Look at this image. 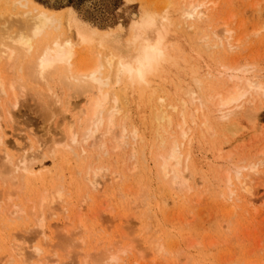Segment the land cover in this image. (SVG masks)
<instances>
[{"label":"rangeland","instance_id":"obj_1","mask_svg":"<svg viewBox=\"0 0 264 264\" xmlns=\"http://www.w3.org/2000/svg\"><path fill=\"white\" fill-rule=\"evenodd\" d=\"M29 1L33 5L36 4L35 6L37 7L52 11L57 16L59 15L58 17L63 23L61 26L63 31L66 32V30L68 29L74 31H88L92 35L94 43L91 45H83L82 48H84V50L82 52H84L85 54L83 55L82 53V56L85 57H87V55L90 57L91 54H93L92 50L94 52L101 50L102 52L106 51L105 53L116 54L126 62L135 64L136 59L133 60V58H137L139 55H141V50H143V48L145 49L146 47L158 44L163 36H166L168 40L170 39L169 41L171 43L173 42L171 40H174L175 38L177 40L180 39L179 41L181 44H179L177 40H174V48L178 53H175L174 49L172 48L173 50H171L170 52V54L172 53L171 56L164 59V62L162 63L163 66L160 65V69L162 70H158L155 75L156 77H154V79L150 81L148 85H141L140 87L139 85L132 84L128 87V89H126V91H128L126 99L128 100H126L125 97L124 99L128 102V105L130 104L131 106H124V111L128 108V111H125V114L128 115L129 112L131 113L129 114V118H125V121L124 118L123 120H120L119 123L121 128H117V134L118 132H122H120L119 130H121L124 125L126 126L125 128L128 130V132L138 130L140 137L137 132V137H139V140L134 139L131 136L135 140L132 141L133 139L129 138L130 135L124 138L125 141L127 139L126 143L129 145H127L126 147L123 146V143L122 147L124 148H122V150L119 149V152H117L118 149H115L114 147L119 144H116V142H119V137L121 136V134H119L120 136L117 139L114 138L115 142L112 138L113 143L111 140L109 144H107L108 137L105 138L106 145L103 148H109L108 150L101 149V146H103V144L101 143L105 144L104 139H101L100 137L99 139H101L102 141L98 142L97 140L99 139L98 137H96V141L98 143L101 142V152L106 155V152L104 153V151H107V155L103 157L100 151L96 150L93 151V153L91 151L92 148L89 149V147H87L89 143H95L94 139L93 141L89 140L88 142H85L87 143L86 147H84V144L82 143L83 145H76L75 148H72L73 154H75L76 157H73L71 154V156L73 157L71 158V162V159L69 157L70 155L66 153L68 151L66 150V145H68V142L70 141L68 139V136L66 137L62 134V132H64L65 135V132L68 130L67 127L69 126V123L67 126L66 121L69 122L70 120L67 113H63L64 115H61L63 108L65 111V107L62 105L60 106L61 109L58 107L59 109L57 110L48 109L47 111L46 108H43L45 107V105L43 106V103L41 104L42 100H39V98H37L33 93L32 95H34V97L30 95L29 92L28 94H26L27 91L24 92V95H21L19 98V102H21V104L18 105L19 108L17 107L13 110L15 117V122H12L13 126H11L12 123L8 126V116H6L5 112L0 113V124L2 125L0 126L2 127L0 128V133L3 135L8 146L7 154L9 153V156H13L12 165L19 164L22 160L21 158L24 157L23 155L26 156V160L29 159V161L32 162V164L27 163L28 169H26L25 171L21 170V173L20 170L18 171V174L16 171H11V176L14 175L13 179L15 178V176L20 175V179H23L21 182L24 183L17 184L15 181H13L14 183H16V185H18L17 187H19L20 185H24L23 188L20 186V192L16 191L17 187L16 189L14 187V189L12 190L13 192L15 190V193L18 192L15 195L16 197H18V200H16V198H13L12 201H14V203L12 201H9L10 203L7 202L8 204L6 203L7 200L5 201L6 198L4 197H8L7 193H5L8 190H4V188L8 187L9 185L3 187L2 189L3 193L6 194V196L2 195L3 193L1 194L0 192V264H39V258L43 255L47 259L44 257L41 258V260L44 259L42 260V262L45 261L44 263L47 262L48 264H55V261H58L59 264H99V262H101L100 264H102L105 263V259L106 257H108L109 253L113 251L117 252L125 248H128V252L127 256L124 258V264H264V103H256L258 98H260L261 96H258L257 100L256 98H254L256 101L251 99L249 103H246L249 106L253 105L251 108L254 110L253 114L256 111L257 114L260 115L258 121L250 120L249 112H246V114H244L246 108H250L246 104L244 105V108H242L241 112L239 111L240 109H233L234 111L236 110L241 113L239 114L240 116H236V118H234V115L236 114L232 115L234 116L232 117V120L235 121L238 126V128L236 127V129H239L238 131H236L234 126V132L236 133H234L235 135L232 133L233 131H228L226 129L229 133L226 132L225 128L224 131L221 130L223 129V127H226V125L230 124L232 126L233 121L230 119V121L227 120L229 122L222 120L226 124L224 126L221 123V120H216L218 116H220L221 119L220 112L216 111L218 113L217 118L216 115H214L216 113L215 110L219 108V106H215L216 104H212L214 108L210 104L207 110H209L208 112L212 113L211 115H209L210 113L206 114L208 115V117H211L210 123L212 124L211 126H215V128L214 126L212 128L215 129L213 130L215 131V134L217 133V136L214 134L215 136L211 135V137H209L210 134L208 135V133H204V136L207 138H203L200 135L203 128L201 122L200 124L202 128L200 127V130L198 128V126L200 125L198 124L199 121H203V119L201 120L199 118V121H195L196 131L194 134L192 132L194 129H192L191 127H194L195 125H191L190 123L192 119L190 120V118H187V124H189L187 126H189L192 130L189 131L190 133L187 134V136H192L191 133H193L194 136L193 139L189 136L186 137L185 140H182L184 139V137L181 139V137L177 134H180V131L175 130L178 128L177 125L181 121V116H178L179 110L177 113L174 112L177 117L173 113L174 117L172 119H174L175 122L178 121V123L176 124L174 120H172V124L174 123L173 125L175 127L173 125L172 127H170L171 125H167L168 127L172 128H169L168 130L166 128L167 126L165 125V128L161 127L162 129H164L162 131H167L166 133L168 135H166V133L164 132L162 133L160 131V127H155L157 122L154 118L155 115H153L154 112L155 114L158 113L157 111L160 106L156 105V102H158L157 104H159V101L157 99L161 97H167L165 100L167 104H173V102L177 104V101L179 102L180 100L178 99L179 97L181 98V100L184 99L185 101H187L189 99L186 95L187 89H189L187 87H195L194 82L196 81L194 80H199V82H201L202 79L204 80L200 83V87L203 90L202 92H205V95L213 93L215 95L217 93L224 94V90L227 89L228 91L233 84L232 81H229V77L224 76L226 73L228 75L230 73L223 71V69L225 70V68H222V66L225 65L229 67L239 68L244 67V65L245 67L248 65L254 67L256 66V68L259 69L256 74L260 75L261 70H263L261 72L260 79H262L264 82V77L262 78V76L264 75V0H207L206 2L208 3L212 2L213 5L215 3L217 4L215 6H211L212 3L208 4V7H206V16L201 19L202 21H200L199 23L195 22L193 24H189V29H191L190 25L192 26V30H188L189 33L185 28L187 27L184 25L185 22H183L182 18H180V14H178L177 12H171L172 10H175L174 7L171 6L169 8V12L163 11L166 5L165 2H168V0ZM170 1L171 3L172 1H174L173 5H177V3L180 2V0ZM17 2L19 3V1L17 0H0V15L3 16L6 14L8 18H11V16L13 18V16L16 14V18L18 15L22 17L21 14H18V10L20 9V12L24 10L20 8V6H18L19 4ZM13 4H15V8L14 6L12 7ZM161 6L163 8H161ZM209 9L211 10V12ZM11 13H13V15H11ZM2 16H0V18ZM20 19L18 17L16 21ZM146 20L148 21L149 25L142 27V23ZM226 26H228L227 29H232L234 31L233 41H235V43L232 41L233 44L231 43V45L233 47L237 45L238 48L236 47V49H229L230 46L228 48L224 47L226 43L224 42V39L227 40L229 38L228 34L224 33L226 30ZM213 30L224 31L223 34H221L222 31L220 34L223 36V38H225H222V40L215 39L216 37H212ZM162 33L164 34L163 36ZM152 34L155 35L152 36ZM203 37H208V40H205ZM235 37L238 39H242L243 41H240L241 43H238L236 42ZM201 38L202 41H200ZM209 39L212 40L210 41ZM168 40L166 43L169 42ZM176 41L177 45L175 43ZM220 43H223L222 48H220ZM212 47H215L216 50ZM80 58L82 57L80 56ZM222 71L223 73H221ZM213 73L216 75H212ZM218 73H221L220 75H222V78L219 77L220 75H218ZM213 76H216L217 78ZM223 76L225 78H223ZM206 77L208 79H206ZM221 79H225L226 81H224L226 83ZM222 81L224 83H222ZM230 82L232 84H230ZM220 85H222L223 87ZM57 86H59V84H56V87ZM216 86L219 87L220 92L216 91L218 90ZM56 87L54 84V91L57 93L58 91L60 92V86L59 88L57 87L58 89H56ZM61 87L63 86L61 85ZM183 87H185L186 91L183 89ZM145 88H148V91L145 90ZM195 88H192L191 90ZM211 88L213 91L211 90ZM181 89H183V91ZM65 90L66 89H64V87L61 90V92H63L65 95L63 93H58L60 95H57L60 98L62 97L61 99H64V96L66 97L72 94L69 96L72 99L74 92L71 91L73 92L71 93L68 89L65 92ZM206 90L208 93L206 92ZM144 93H146V95ZM81 95L77 94V97H73V100L76 99L74 101L80 102L81 106L84 108L85 106H87L86 100L84 99L85 96L82 97ZM74 96L76 95L74 94ZM155 96L158 97L155 98ZM168 98L171 99L172 102H170ZM181 100L178 105L181 103ZM3 101L6 102L7 100H2L1 104L3 103L5 107L3 105L2 106L4 108L11 109L10 104H4ZM126 101L123 100L122 103L126 104ZM261 101L264 102V98H260V100L257 102ZM189 104L190 102L188 103L187 107H190L188 111H190V109L192 111L195 107L197 109V105H199L198 103H196L195 106L193 105L194 107H192V105L189 106ZM47 107H49V104ZM196 109L194 110L196 111ZM39 110H43L41 114ZM49 111H53L54 115H52L53 112L51 114L49 113ZM169 111L172 112V110ZM242 113L246 116H243ZM122 114L120 115V117H123L125 115ZM61 117L65 118V120L66 118H68L69 120L67 119L65 121ZM49 119L51 121H47ZM58 119L61 120L63 124L62 122H59ZM52 120L54 121L52 122ZM80 120L81 122L84 121V116H82ZM211 120H213V122H211ZM218 121H221L220 123L223 127L220 126V123H218ZM58 123H61L60 129L62 131H60V133L62 134V138H64L65 140L68 139V141L66 140L67 143L65 142L66 145L64 143H61L60 145L61 149H65L66 151L61 150L60 153H58V150H60V148L57 149L59 147V143H57V147H55L56 142L53 143V139L57 138L53 137L58 135L56 133L58 130L55 132L57 128L59 129V127H57ZM181 123L182 122H180V124ZM81 124L84 127L85 123L83 122ZM192 124H194V122ZM155 128H157L156 130L158 131H155ZM170 130H172L173 132ZM187 130H189L188 127ZM175 131L176 133H174ZM155 132L157 133V135H159V137L156 136ZM170 132H172V134ZM61 134L58 137L61 138ZM160 134L163 137H160ZM170 134L174 136V138L172 136L173 139L171 138ZM141 137L143 140L141 139ZM156 137L162 138V144L164 142L166 143V145L164 143V147L166 146L165 148L162 144H158L160 140ZM80 138L81 137L79 135V141L82 139ZM187 138H189L190 141H188ZM48 139H51V143L48 142ZM57 139L55 141H57ZM174 139L180 143L184 141L182 144V153L183 156L186 157L187 153L189 152V157L188 155L186 157L187 159H189L187 161L189 162L187 163V165L190 166L188 167L191 169L190 172L192 171L191 174L193 175L190 189L188 191H185L182 195H178L177 190L173 189V186L169 184L170 181L167 179L163 180L164 177L161 178L162 176H160L162 173H159L161 171L159 169V162L161 161L159 157L161 156L159 155L161 152H163L162 154H164V152H168L167 150ZM59 140L61 139H58V141ZM186 140L187 143L185 142ZM43 141L44 143L47 142V145H45L50 149L51 146H49L48 144L50 143L52 145L53 143L54 145L52 146H54L57 151L53 147L55 152H52L51 155H49V148L46 147V150L43 147V150L40 148V146L44 145V143H42ZM136 141H139L138 144ZM98 143L95 144L98 145ZM134 143L136 145L137 152H134V150L132 149ZM69 144H71V142ZM95 144L91 143L90 146ZM78 146L81 147V151L80 147ZM67 147L70 146L68 145ZM77 147L79 148L81 154L83 151L86 155L82 154L80 158V155H78L79 151ZM161 147H163L165 151H163ZM1 148L3 147L1 146ZM37 148L39 149V151L41 149L43 152H38ZM97 148L98 147H95L94 150ZM110 149L114 151H110ZM158 150L160 153L158 152ZM1 151L2 149H0V157H2ZM62 151L64 152V154H61ZM131 151L133 154H130ZM184 151L186 152V154ZM91 152L94 155L99 154V156H97L96 158V156H94ZM34 153L39 155L35 156ZM70 153L72 152L69 151V154ZM88 153L91 154L90 156H93L91 158L88 157ZM134 153L138 154L135 155ZM131 155L137 157L138 161H136L139 164L138 166H136V168L138 167L137 170L134 169V166L137 163H135L136 161L131 157ZM141 155H144V161L147 164V166H145L144 163L145 167H143L142 165L143 161L141 159H143V157ZM39 156H41L42 158ZM58 156L59 158H57ZM15 157H20L18 159L21 160L16 163L18 159H16ZM2 158L4 159L5 157L3 156ZM76 158L77 161L75 160ZM83 158H85V161L82 160ZM3 159H0L1 162L3 161ZM3 164L1 165L2 167L4 166ZM91 164H94L92 166L93 169L91 168V171L98 167H100V169L108 168L109 170L107 171V177L105 175V178L109 180L111 179V181L106 179L107 182H105L104 184L103 182L106 180L102 179V182L100 181V184L103 183V186H101L102 184L100 186H97V188H99L97 189V191L93 190V188H96V186L92 187L93 185L91 186V184H87V182L84 181V176L86 177V174H89V172H91L88 169ZM72 166H74L75 169H72ZM94 166H96V168ZM1 168L0 172L2 171ZM4 168L5 167H3V170H5ZM236 168L238 170L240 168H243L240 169L241 176L246 181V184L251 186L250 188H252V195H249L242 188V184L244 182L240 184V181H243V179L240 180L239 178L237 179V182L236 180H232L233 186L235 187L233 188L235 189V194H231L232 188L230 189V186L232 187V185L229 186V183L227 181V174L229 173L230 177L233 176L237 172H235ZM72 170H75V172H72ZM104 170L106 171L107 169ZM157 170H159V172ZM232 170H234V172H232ZM23 171L26 174L24 173L23 175ZM230 171L234 174H232ZM4 172L2 173L4 174ZM9 172H7V176H9ZM77 172L78 174L80 172V175L81 173L82 175H84L85 173V175H81V177H78L79 175L77 174ZM114 172L117 175L119 173V178H121L120 180H118V176H114ZM2 173H0V177L3 175ZM21 174L23 175V178L21 177ZM6 175H3V178H6ZM93 175L92 173H90L89 177H93ZM76 176L78 177V179L76 178ZM234 176H236L237 178V173ZM3 178L1 177L2 180L0 179L2 181H0L1 185H3ZM72 178L75 179L76 182L73 181ZM7 179L8 178H6V182L11 185L9 186L10 188L7 189H12V180ZM17 179V181L20 182V179ZM60 179L62 181H60ZM158 179L160 180V182ZM87 181L90 182L89 179ZM234 182L239 183L241 186L236 183L235 186ZM59 183L64 184L65 187L69 186L66 188L62 186L68 191L65 193H69L67 195L71 196L69 198V196L66 195V197L69 198V204H67L68 207L66 205L64 206V214L61 215V213L59 214L57 212V218L51 215L52 218L48 216L49 218H51L48 219V217L46 216L47 210H45V216L47 218V220L45 218V226L47 228H45L46 232L44 233L42 232L43 229H38L40 228L39 223L41 218H37L41 216H38L40 213L35 216V210L34 214L32 213V215L29 212L32 209H29L33 205L34 208L37 207V201L38 199H40L41 201V195H43H40V193H43L45 189L47 192L48 190L52 191L54 188H56L57 190L62 188L60 187L61 185L58 186ZM165 185L167 187H165ZM56 186H58L59 189ZM67 188L70 189L68 190ZM60 191L62 190L60 189ZM13 192L12 196H14ZM10 193L9 195H11ZM52 193H54V191ZM65 193L63 195H65ZM143 193L144 195H141ZM37 196H39L40 198H38ZM10 197L11 196H9V198ZM252 197L254 198V201H252L253 199L251 200ZM32 199L36 202L34 203ZM3 200L4 203L1 202ZM28 201L30 202L28 203ZM31 202H33L34 204L32 205ZM11 203L14 204L13 206H15L16 203H18L16 206L21 205L20 207H22V205H24L22 210L24 212L26 208V212L20 215H10V212H7L8 208L5 209V207H7L5 206V204L8 205V207H12ZM38 206V208H40V205ZM20 207L18 208L19 212ZM13 212H15V210ZM37 212L40 211H38L37 209ZM59 212L62 211L59 210ZM36 220H39V223ZM80 221H83L84 224H86V230L84 228L83 231L80 229ZM36 225L39 226L37 227ZM64 229L66 230L64 231ZM41 232L43 235L41 234ZM71 232L74 234L72 235ZM43 236H45V238ZM60 239H62L61 242H64L61 243ZM68 239L70 240V242ZM19 246L22 249L24 248V251L26 252H24L25 255L23 253V257H21V254H18V252H16V249H18ZM72 246L75 248H71ZM36 247L42 249L41 252H43L39 254L38 259L35 257L37 254L35 253L36 255H34ZM14 255L17 256L15 257ZM47 255L50 256L52 260L48 259L49 257H47ZM53 260H55V263L52 262Z\"/></svg>","mask_w":264,"mask_h":264},{"label":"bare ground","instance_id":"obj_2","mask_svg":"<svg viewBox=\"0 0 264 264\" xmlns=\"http://www.w3.org/2000/svg\"><path fill=\"white\" fill-rule=\"evenodd\" d=\"M17 1H19V5L18 6H20V8H22L24 11H21L20 12V9L18 10V14H21L22 15V17L21 16H17V18H16V14L13 16V18H12V16H11V18H8V16H6V14L5 15H0V16H2L1 18H0V113H4L5 112V114H6V116H8V119H7V122L9 123H7L8 124V126L13 122H15L14 121V119H15V117H14V112H13V110L14 109H16L17 107H18V105H20L21 104V102H19V98H20V96L21 95H24V92H26V94H28V92L30 93V95H32V93L37 97V98H39V100H42V102H41V104L43 103V106L45 105V107H43V108H46V110L48 111V109H55V110H57V109H59L60 108V106H64L65 107V111H64V108H63V111H62V113H61V115L64 113H67V115H69V119L68 118H66V120L68 119L69 120V122L68 121H66L65 120V118H63V117H61L62 119H64L66 122H67V126H68V123H69V126L67 127L68 128V130H67V128H66V132H67V134H66V132H65V135H64V132H62V134H63V136H68V139H69V141L71 142V144L73 145H71V144H69L70 142H68V145L70 146V147H67L68 145H66L65 144V142H66V140L68 141V139H64V138H62V134L60 133V131H62L61 129H60V127H61V123H58V126L57 127H59V129L57 128L56 130H55V132L58 134H54V135H57V136H55V137H53V138H58V139H61V140H59V141H61V142H59L58 141V139H57V141H55L56 139H53L52 141H53V143H55L56 144V146L55 147H57V143H59V147L57 148V149H59L60 148V150H58V153H60V151L61 150H65V149H61V147H60V145H61V143H64L65 145H66V150H68L66 153H68V155H70L69 157H70V159L71 158H73L74 156L76 157V155L75 154H73V149L72 148H75L76 147V145H81L82 143L84 144H82L84 147H86L87 145V143H85V142H88L89 140H91V141H93L94 139V141H95V143L97 144L99 141H102L101 139H104V142H105V144L104 143H101V144H103V146H101V144L100 143H98V145H96L94 142H91L92 144H95V145H92V146H90L91 145V143H89V145L87 146V147H89V149L90 148H92V152L93 151H102L101 149H105V148H103L105 145H106V139L105 138H107L108 137V140H107V144H109V142L112 140V138L114 139V138H118L120 135L119 134H121V136L119 137L120 138V140H119V142H116V144H118L116 147H114L115 149L117 148L118 149V151L117 152H119L120 150H122V148H124V147H122V144L124 143V145L123 146H126L127 147V145H129V144H127L126 142H127V139H126V141L124 140V138H126L127 136H129L130 135V137L129 138H131V139H138L139 137H140V134H139V132H138V130H134V131H132V132H128V130L125 128L126 126H124L123 124V127H122V129L121 130H119L121 133H119L118 132V134H117V128H121L120 127V120H123V118H124V121H125V118H129V114L131 113V112H127L128 113V115L127 114H125V111H128V108H127V110H125L124 111V106H126V107H128V106H131L130 104L128 105V102L126 101V100H128V99H126L127 98V93H128V91H126V89H128V87L129 86H131L132 84H136V85H139L140 87H141V85H148L149 83H150V81H152L153 79H154V77H156L155 75H156V73L158 72V70L160 69V65H162V63L164 62V59L165 58H168L169 56H171V54H170V52H171V50H173L174 49V51H175V48H174V40H177L176 38L174 39L173 37V39L174 40H171V41H173L172 43L168 40V38L166 37V36H163L164 34V32L162 33V38H161V40L159 41V43L158 44H156V45H154V46H150V47H146L145 49L143 48V50H141V55H139L137 58H133V60H135L136 59V61H135V64L134 63H128V62H126L124 59H121L120 57H118V55H116V54H113V53H105L106 51H104V52H102L101 50H99V51H96V52H94L93 50H92V53L93 54H91V56L89 57L88 55H87V57H85V56H82V53H83V55L85 54L84 52H82L83 50H84V48H82L83 47V45H91V44H93L94 42H93V37H92V35L88 32V31H74V30H71V29H68V30H66V32L65 31H63L62 30V28H61V26H62V21H61V19L54 13V12H52V11H49V10H47V9H44V8H40V7H37V6H35V5H33L29 0H17ZM170 0H168V2H165L166 3V5H165V8H164V10L163 11H165V12H169V8L172 6V7H174L175 8V10H172L171 12H177L178 14H180V18H182V20H183V22H185L184 23V25L185 26H189V24H193V23H195V22H200V21H202L201 19H203V17H205L206 16V7H208V4H210V3H212V2H210V3H208V2H206L207 0H205V1H200V0H180V2L179 3H177V5L175 4V5H173L174 3V1H172V3H171V1L169 2ZM178 2V1H177ZM165 3H163V4H165ZM217 3H215L214 5H213V3H212V5L211 6H215ZM17 5V4H16ZM160 5V4H159ZM14 6V8H15V4H13L12 5V7ZM161 8H163L162 6H161ZM215 8V7H214ZM15 10V9H14ZM210 10V9H209ZM12 12H13V8H12ZM210 12H211V10H210ZM4 13V12H3ZM170 14V13H169ZM11 15H13V13H11ZM168 15V14H167ZM208 16V15H207ZM18 17H19V19H20V17H21V19L20 20H18V21H16V19H18ZM168 18V17H167ZM206 19H208V18H206ZM205 19V20H206ZM64 20H66V19H64ZM64 20H63V22H64ZM181 21V20H180ZM66 22V21H65ZM71 22V21H70ZM205 24V23H204ZM149 24H148V21L146 20V21H144L143 23H142V27L143 26H148ZM153 25V24H152ZM201 25V24H200ZM180 26V25H179ZM229 26V25H228ZM228 26H226V30H225V32L224 31H222V30H213L212 31V37H216L215 39H218V40H222V38H223V36L221 35V34H223V32L224 33H227L228 34V39L226 40V39H224V42H226L225 43V46L224 47H229V49H231V48H235L236 49V47H237V45L235 46V47H233L232 45H231V43H232V41L234 40L233 39V35H234V31L232 30V29H227V27ZM187 27H185L186 29H187V31L188 30H192V26L190 25V27H191V29H189V27L187 28ZM194 27V26H193ZM225 27V26H224ZM148 28V27H147ZM158 29V28H157ZM165 29V28H164ZM199 29H200V27H199ZM155 30V29H154ZM185 30V29H184ZM224 30V29H223ZM221 31H222V33H221ZM140 32V31H139ZM154 32V31H153ZM66 33V34H65ZM152 33V32H151ZM150 33V34H151ZM188 33H189V31H188ZM221 33V34H220ZM135 34H137V33H135ZM139 35V34H138ZM155 35V34H154ZM153 34H152V36H154ZM168 35V34H167ZM171 35V34H170ZM225 35V34H224ZM230 35V36H229ZM184 36V35H183ZM135 37V36H134ZM208 37H209V35H208ZM208 37L206 38V37H203L205 40L207 39L208 40ZM147 38V37H146ZM149 38V37H148ZM171 38V37H170ZM236 38V37H235ZM141 40H143V39H141ZM167 40L170 42H168V43H166L167 42ZM180 40V39H179ZM179 40H177L178 41V43L179 44H181L180 43V41ZM210 40V39H209ZM212 40V39H211ZM210 40V41H211ZM226 40V41H225ZM177 41L175 42L176 43V45H177ZM200 41H202V38H201V40ZM204 41V40H203ZM215 41V40H214ZM240 41H243L242 39H238V38H236V42H238V43H241ZM135 42V41H134ZM220 42V41H219ZM222 42V41H221ZM234 43H235V41H233ZM205 43V42H204ZM229 43V44H228ZM212 44V43H211ZM221 44V43H220ZM219 44V45H220ZM223 44V43H222ZM222 44H221V46H220V48H222ZM233 44V43H232ZM237 44V43H236ZM216 45V44H215ZM96 46V45H95ZM122 46V45H121ZM121 46H119V47H121ZM213 46V45H212ZM215 47H217V46H215ZM215 47H212V48H215ZM173 48V49H172ZM177 48V47H176ZM210 48V47H209ZM211 48V49H212ZM238 48V47H237ZM215 50H216V48H215ZM133 51V50H132ZM86 52V51H85ZM136 52V51H135ZM87 53V52H86ZM123 53H124V51H123ZM175 53H178V52H176L175 51ZM174 53V54H175ZM177 55V54H176ZM175 55V56H176ZM80 56L82 57V58H80ZM161 56H163L164 58H163V60H162V62H160L159 63V66L156 68V70L151 74V75H149L148 77H147V80L145 81V82H143V83H141L139 80H137V79H135L134 77H132V76H130L129 74L131 73V71L133 70V69H137V68H140V69H147V68H151L155 63H156V61L157 60H159V58L161 57ZM81 60V61H80ZM134 64V65H133ZM166 64V63H165ZM163 66V65H162ZM161 66V67H162ZM227 65H225V66H222V68L224 67L225 68V70L223 69V71H225V72H230L229 73V75L227 74H225L224 76H227V77H229V81H232V83L230 82V84H232V86L230 87V89L227 91V89L226 90H224L225 91V93L224 94H221V93H217L216 95L213 93V94H209V95H205L202 91V89H201V82L202 81H204L203 79H202V81L201 82H199V80H194V81H196V82H194V84H195V87H197V88H195V87H192V88H195V89H193V90H191L192 88H191V86L189 87H187V88H189V89H187V92H186V95H187V97L189 98L187 101H189L190 102V104H189V106H191L192 105V107H194L195 106V104L196 103H198L199 105H197V109H196V107L194 108V109H196V111L193 109L192 111H191V109H190V111H191V113H190V111H188L189 110V108H187L188 107V103L189 102H187V101H185L184 99H182L181 100V98L179 97L178 99H180L181 100V103L178 105V103L180 102V100H179V102L177 101V104H175L174 102H173V104H167L166 103V98L167 97H164V98H159V99H157L158 101H159V104H157L158 102H156V105H159L160 107L158 108V113L157 114H155V112L153 113V115H155V120H156V122H157V124L155 125V127L156 126H158V127H164V125L165 126H170V127H172V125L174 124H172V120H174V119H172L174 116H173V113L175 112V113H177L178 112V110H179V114H178V116L180 117H182V119H181V117H180V122H182L181 124H180V122H179V126L177 125V127L179 128V130H178V128L177 129H175L176 131H180V134L179 133H177L178 134V136H180L181 137V139L184 137V139H182V140H185V138L186 137H189V136H187V134H189L190 132L189 131H192L191 129H190V127L189 126H187V125H189V124H187V120L190 118V120H191V125H195V121H199V118L202 120L203 119V121H199V123L198 124H200V122L202 123V126H203V128L201 127V124L198 126V128H199V130L202 128V131H201V137H203V138H207V137H205L204 135L205 134H207L208 133V135H209V137H211V135H214L215 134V126H214V128H212L213 126H211L212 124L210 123V119H211V117L209 116L208 117V113H210L209 115H211V113L212 112H208L209 110H207L209 107V105L211 104V106H212V104L214 105V104H216L215 106H219V108L218 107H215V108H218L217 110H215V112L216 111H218V112H220V115H221V119H220V116H218V118H217V112L214 114V115H216V120H225L226 122H229L230 120H232L233 118L232 117H234V118H236V116H240L239 114H241V113H239V111L241 112V110H242V108H244V105L246 104V103H249V101H251V99L252 100H254V101H256L257 100V98H258V96L260 97V98H264V82H263V80L262 79H260V75H261V72L263 71V70H261V72H260V75L259 74H256V72H258L259 71V69H257L256 68V66L254 67V66H251V65H248V66H246L245 67V65H244V67H242V66H240V67H242V68H239V67H229V66H227ZM257 69V70H256ZM160 70H162V69H160ZM223 71L221 72V73H223ZM221 73H218V75H220ZM211 75V74H210ZM212 75H216V74H212ZM218 75H217V77H218ZM222 75H220L219 77L220 78H222L221 77ZM223 76V78H225ZM209 77V76H208ZM213 77H216V76H213ZM213 77H211V78H213ZM216 77V78H217ZM264 77V75L262 76V78ZM210 78V77H209ZM215 78V79H216ZM206 79H208L207 77H206ZM205 79V80H206ZM264 79V78H263ZM221 80H225V79H221ZM262 80V81H261ZM164 81V80H163ZM180 81V80H179ZM211 81V80H210ZM213 81H214V79H213ZM219 81V80H218ZM222 81V83H224ZM193 82V81H192ZM151 83H153V82H151ZM175 83V82H174ZM209 83H211V82H209ZM213 83V82H212ZM216 83V82H215ZM218 83H220V82H218ZM221 83V84H222ZM226 83V82H225ZM54 84H55V87H56V84L58 85L59 84V86H60V88L61 89H59L60 90V92L58 91V93H63V92H61V90H62V88L64 87V89H68L70 92L71 91H73L74 92V94L76 95V96H74V94H73V97L75 98V97H77V94H83V95H81L82 97L83 96H85L84 97V99L86 100V105L87 106H85L84 108L81 106V104H80V102H77V101H74V100H76V99H74L73 100V97H72V99H71V97H69L70 95H72V94H70L69 96H64V99H61L58 95H60V94H58L57 92H55L54 91ZM197 84V85H196ZM205 84V83H204ZM61 85L63 86V87H61ZM135 85V86H136ZM185 85V84H184ZM207 85V84H206ZM216 85V84H215ZM225 85V84H224ZM59 86H57L58 88H59ZM134 86V85H133ZM212 86V85H211ZM220 86H222V85H220ZM230 86V85H229ZM56 87V89H58ZM174 87H176V86H174ZM186 87V86H185ZM185 87H183V89L186 91V89H185ZM217 87V86H216ZM223 87V86H222ZM119 90H118V89ZM144 88V87H143ZM210 88V87H209ZM208 88V89H209ZM218 88V90H216V91H218V92H220V89H219V87H217ZM140 89V88H139ZM148 89V88H147ZM146 88H145V90H147ZM183 89H181L182 91H183ZM205 89V88H204ZM215 89V88H214ZM225 89V88H224ZM28 90H30V91H33V92H30V91H28ZM66 90H65V92H66ZM141 90V89H140ZM150 90V89H149ZM211 90H212V88H211ZM68 91V92H69ZM148 91V90H147ZM151 91H152V89H151ZM205 91V90H204ZM213 91V90H212ZM223 91V92H224ZM67 92V93H68ZM73 92H71V93H73ZM206 92H207V90H206ZM215 92V91H214ZM77 93V94H76ZM148 93V92H147ZM163 93H164V91H163ZM162 93V94H163ZM208 93V92H207ZM211 93V92H210ZM58 94V95H57ZM64 94V93H63ZM145 95H146V93H144ZM150 94V93H149ZM184 94V93H183ZM34 95H32L33 97H34ZM65 95V94H64ZM186 95H185V97H186ZM63 96V95H62ZM79 96V95H78ZM152 96V95H151ZM159 96V95H158ZM158 96H155V98L156 97H158ZM175 96V95H174ZM255 96H257V97H255ZM26 97V96H25ZM32 97V98H33ZM124 97H125V99H124ZM148 97H149V95H148ZM22 98H24V97H22ZM152 98V97H151ZM254 98H256V100L254 99ZM260 98H258V100L257 101H259L260 100ZM169 99V98H168ZM250 99V100H249ZM2 100H7L6 102H4V104L6 103V104H10V108L11 109H7V108H4L5 106L3 105V103L1 104V102H2ZM26 100V99H25ZM24 100V101H25ZM126 101V104L124 103H122V101ZM156 100V101H157ZM218 100V101H217ZM27 101V100H26ZM29 101V100H28ZM33 101V100H32ZM169 101L170 102H172L171 101V99H169ZM256 101V103H264V102H257ZM37 102H38V100H37ZM35 103V102H34ZM85 103V102H84ZM48 104H49V107H47L48 106ZM83 104V103H82ZM155 104V103H154ZM218 104V105H217ZM4 107H3V106ZM47 105V106H46ZM194 105V106H193ZM248 107H250V108H246V111H242L244 114H246V112L248 113L249 112V119L250 120H253V121H258V118H259V114H257V112L255 111L254 112V114H253V109H251L252 108V106H249L248 104H246ZM251 105V104H250ZM2 106V107H1ZM262 106V105H261ZM7 107V106H6ZM21 107V106H20ZM56 107V108H55ZM59 107V108H58ZM213 107V106H212ZM8 108H9V106H8ZM19 108V107H18ZM130 108V107H129ZM155 108V107H154ZM214 108V107H213ZM236 109V110H238V109H240L239 111H234L233 109ZM61 109V108H60ZM249 109V110H248ZM169 110H172V112H170ZM206 110V111H205ZM245 110V109H244ZM40 111V110H39ZM43 111V110H42ZM42 111H40V114H41V112ZM124 111V112H123ZM214 111V110H213ZM252 111V112H251ZM46 112V111H45ZM53 112V111H52ZM52 112H50L49 111V113H51L52 114ZM194 112V113H193ZM233 112H235V113H233ZM238 114H237V113ZM44 113V112H43ZM49 113H48V115H49ZM122 113H124V114H122ZM175 113H174V115H175ZM193 113V114H192ZM207 113V114H206ZM242 113V115L243 116H246V115H244ZM63 114V115H64ZM124 115L123 117H120V115ZM234 114H236V115H234ZM45 115H46V113H45ZM52 115H54V112H53V114ZM60 115V114H59ZM128 117H127V116ZM232 115H234V116H232ZM241 115V116H242ZM82 116H84V121H82L81 122V117ZM176 117H177V115H175ZM55 117V116H54ZM57 117V116H56ZM67 117V116H66ZM176 117H175V119H176ZM212 117H213V115H212ZM252 119H251V118ZM58 118V117H57ZM119 118H121V119H119ZM153 118V117H152ZM188 118V119H187ZM223 118V119H222ZM226 118V119H225ZM248 118V117H247ZM230 119V120H229ZM0 120H1V118H0ZM10 120V121H9ZM59 120V119H58ZM63 120V121H64ZM128 120V119H127ZM183 120V121H182ZM189 120V121H190ZM227 120H229V121H227ZM235 120V119H234ZM47 121H51L50 119L49 120H47ZM54 120H52V122H53ZM64 121V122H65ZM123 121V122H124ZM221 121H218V123H220ZM233 121V120H232ZM59 122H62L61 120H59ZM85 123L84 124V127L82 126V124L81 123ZM123 122H121V123H123ZM174 122H175V120H174ZM194 122V124H192ZM211 122H213V120H211ZM0 123H1V121H0ZM13 123H12V125L11 126H13ZM45 123V122H44ZM176 124L178 123V121L177 122H175ZM215 123V122H214ZM213 123V124H214ZM224 126L226 125L225 123H224V121H222L221 122ZM220 123V126H222V124ZM233 123H235V121H233ZM232 123V126L229 124V125H226V127H223V129H221L222 131H224V128H225V131L226 132H228V131H233L232 133L234 134L235 132H234V126H235V130L236 131H238L239 129H236V127L238 128V126H237V124L235 123V124H233ZM60 124V125H59ZM62 124H63V122H62ZM175 124V125H176ZM76 125H77V127H76ZM121 125V126H122ZM0 126H2L1 124H0ZM133 126V125H132ZM166 127L167 128V130L170 128V127ZM174 126V125H173ZM219 126V127H220ZM229 126H231V127H229ZM46 127V126H45ZM157 127V128H158ZM175 127V126H174ZM173 127V128H174ZM187 127H188V129L189 130H187ZM195 127V128H194ZM192 126L191 128L192 129H194L192 132L195 134V129H196V125L195 126ZM201 127V128H200ZM204 127H205V129H204ZM218 127V126H217ZM0 128H2V127H0ZM151 128V127H150ZM157 128H155V131H158V130H156ZM161 128V132L163 133L164 131H162V130H164V129H162ZM165 128V127H164ZM170 129H172V128H170ZM203 129H204V131H203ZM214 129V130H213ZM228 131H227V130ZM115 130H116V132H115ZM151 130V129H150ZM174 130V129H173ZM220 130V131H221ZM159 131V132H160ZM170 131H172V130H170ZM176 131L174 132V133H176ZM206 131V132H205ZM217 131V130H216ZM219 131V130H218ZM221 131V132H222ZM137 132H138V134H139V137H137ZM167 131H165L164 133H166ZM173 132V131H172ZM172 132H170L171 134H172ZM61 134V138L60 137H58L60 134ZM114 133H116V134H114ZM193 133H191V135L192 136H190V138H192L193 139V136H194V134ZM198 133H199V131H198ZM203 133V134H202ZM205 133V134H204ZM229 133V132H228ZM231 133V134H232ZM155 134H156V136H158L159 137V135H157V133L155 132ZM170 134V135H171ZM217 134V133H216ZM215 134V135H216ZM236 134V133H235ZM234 134V135H235ZM79 135H80V137L82 138H80L81 140L79 141V139H78V137H79ZM111 135H112V137H111ZM113 135H114V137H113ZM118 135V136H117ZM166 135H168L167 133H166ZM175 135V134H174ZM207 135V136H208ZM214 135V136H215ZM106 136V137H105ZM133 138H132V137ZM162 135L160 134V137H161ZM172 136L173 135H171V138H172ZM214 136H212V137H214ZM217 136V135H216ZM96 137H98V139L101 137V139H99V140H97V138ZM103 137V138H102ZM109 137H110V140H109ZM137 137V138H136ZM158 137H156L157 139H159L160 141L158 142V144H162V138H158ZM163 137V136H162ZM179 137V138H180ZM208 137V138H209ZM155 138V139H156ZM173 138H174V136H173ZM172 138V139H173ZM43 139V138H42ZM41 139V140H42ZM45 139V138H44ZM63 139V140H62ZM132 140V141H135V140ZM141 139H142V137H141ZM170 139V138H169ZM40 140V141H41ZM65 140V141H64ZM98 142H97V141ZM139 140V139H138ZM143 140V139H142ZM141 140V141H142ZM164 140H165V138H164ZM187 140L188 141H190L189 140V138H187ZM187 140L185 141L186 143H187ZM46 141H47V139H46ZM64 141V142H63ZM125 141V142H124ZM180 141V140H179ZM48 142H50L51 143V139L49 140L48 139ZM114 142H115V139H114ZM137 142V144H138V142L139 141H136ZM143 142V141H142ZM184 142V141H183ZM183 142L182 143H180V142H178L177 140H173L172 141V144H170V146H169V148H168V152H164V154H162L163 152H159V150H158V152L160 153V155L159 156H161V157H159V159L161 160H159L160 162V167H159V169L161 170L160 172H159V170H157L159 173H162L160 176H162L161 178H163V180H165V179H167V180H169L170 182H169V184L171 185V186H173L172 188L173 189H175V190H177V193H178V195H182L185 191H188L189 189H190V184H191V181H192V178H193V175L191 174V172H190V166L189 165H187V163H189V162H187L189 159H187L186 157H187V155H188V157H189V152L187 153V155H186V157L185 156H183V151H182V144H183ZM39 143H41V142H39ZM42 143H44V141L42 142ZM48 144L49 146H51V149L48 147V146H46L47 145V142L46 143H44V145L43 146H40V148L43 150V148L46 150L47 148H49L50 149V151H48L50 154L49 155H51V153L53 152H55V150L57 151V149H55V147L54 146H52V145H54L53 143H52V145L51 144ZM67 143V142H66ZM112 143H113V140H112ZM111 143V144H112ZM165 143V142H164ZM164 143L162 144L163 145V147H164ZM185 143V144H186ZM46 144V145H45ZM63 144V145H64ZM100 144V145H99ZM110 144V145H111ZM115 144V143H114ZM64 145V146H65ZM134 145H135V143H134ZM133 145V150H134V152H137V149H136V145L134 146ZM160 145H159V147H160ZM165 145H166V143H165ZM1 146L3 147V148H1ZM45 146V147H44ZM72 146V147H71ZM94 146V147H93ZM100 146H101V149H100ZM7 143H6V140L4 139V137H3V135L0 133V149H2V157L4 156L5 158V160L2 158V157H0V159L2 160L3 159V161H5V162H1V160H0V168L2 167L1 165L3 164L4 166L3 167H5L4 169L5 170H3V167L1 168V172L0 173H2V172H4V171H6V172H4V174L3 175H6L7 174V172H9V176H7L6 175V178H8L7 180H9V179H11L10 181H11V184L13 183V185H12V189H7V188H10L9 186H11L8 182H6V178H3V175L1 176L2 178H3V185H1V183H0V185H1V190H0V192H1V194L3 193V187H5V186H7V185H9L8 187H5L4 188V190H8L7 192H5V193H7V196L8 197H4V198H6L5 199V201H6V203L8 202V203H10L9 201H12V199L13 198H16V200H18L17 198L18 197H16L15 195L18 193V192H20V186L19 187H17L18 185H16V183L18 184V183H20V184H24V183H22L21 181L23 180H21L20 179V175H17V176H19V177H17V176H15V180L13 179V176H11V171L13 172V171H16L17 172V174L19 173L18 171L20 170V173H21V170H26V169H28L27 168V166H28V164H32V162H30L29 161V159H27L26 160V156L25 155H23L24 157H22L20 160L18 159V158H20V157H15L16 159H18L17 161H16V159H15V161H16V163L17 162H19L20 161V163L19 164H15V165H12V159H13V156H9L8 154H7ZM26 147V146H25ZM24 147V148H25ZM43 147V148H42ZM47 147V148H46ZM53 147H54V149H53ZM78 147H80V146H78ZM77 147V149H78V151H79V148ZM95 147H98L97 149H95L94 150V148ZM112 147V146H111ZM135 147V148H134ZM163 147H161L162 149H163ZM166 147V146H165ZM164 147V148H165ZM38 148H39V146H38ZM37 148V150H38V152H41L42 150L40 149V151H39V149ZM70 148V149H69ZM31 149V148H30ZM48 149V150H49ZM86 149V148H85ZM100 149V150H99ZM109 149V148H108ZM108 149H105V150H108ZM120 149V150H119ZM161 149V150H162ZM26 150V149H25ZM54 150V151H53ZM65 150V151H66ZM76 150V149H75ZM84 150V149H83ZM87 150V149H86ZM132 150V151H133ZM69 151H71L72 153H70L69 154ZM80 151H81V147H80ZM80 151H79V154L78 155H80L79 157L81 158V155L82 154H84V155H86L83 151H82V154L80 153ZM110 151H114V150H111L110 149ZM132 151H131V153L130 154H133L132 153ZM163 151H165L164 149H163ZM37 152V153H38ZM43 152V151H42ZM75 152V151H74ZM91 152V153H92ZM100 152H98V153H100ZM106 152V155H107V151H104V153ZM185 152V151H184ZM3 153H4V155H3ZM94 153V152H93ZM92 153V154H93ZM31 154H32V152H31ZM35 154V156L37 155H39V154H36V153H34ZM33 154V155H34ZM61 154H64V152L62 151L61 152ZM71 154H72V156H71ZM89 154V153H88ZM101 154L103 155V157H105L106 155L105 154H103V152H101ZM135 155H137L136 153H134ZM142 154V153H141ZM144 154V153H143ZM185 154H186V152H185ZM29 155V154H28ZM41 155V154H40ZM66 155V154H65ZM91 154H89V156L88 157H92V156H90ZM158 155V154H157ZM43 156V155H42ZM55 156V155H54ZM60 156V155H59ZM59 156L57 157V158H59ZM61 156H63V155H61ZM94 156H96V158H97V156H99V154L98 155H94ZM134 156V155H133ZM132 155H131V157L136 161L137 160V157H133ZM142 156V155H141ZM39 157H41V156H39ZM64 157H66V156H64ZM68 157V156H67ZM87 157V158H88ZM102 157V156H101ZM100 157V158H101ZM140 157V156H139ZM143 157V159H141L142 161H143V167H145V166H147V164H146V162L144 161V155L142 156ZM29 158V157H28ZM33 158V157H32ZM42 158V157H41ZM44 158H45V155H44ZM53 158V157H52ZM61 158V157H60ZM157 158V157H156ZM37 159H38V157H37ZM37 159H36V161H37ZM54 159V158H53ZM65 159V158H64ZM79 159V158H78ZM102 159V158H101ZM131 159V158H130ZM129 159V160H130ZM55 160V159H54ZM68 160V159H67ZM76 161H77V158L75 159ZM81 160V159H80ZM82 160H84L85 161V158H83ZM93 160H94V158H93ZM92 160V161H93ZM147 160V159H146ZM59 161V160H58ZM63 161V160H62ZM71 162H72V159L70 160ZM90 161V160H89ZM131 161V160H130ZM138 161V160H137ZM135 162V163H137V164H135V168L134 167H132V168H134L135 170H137V168H136V166H138L139 164H138V162ZM157 161H158V159H157ZM156 161V162H157ZM35 162V161H34ZM75 162V161H74ZM96 162V161H95ZM28 163V164H27ZM58 163V162H57ZM61 163V162H60ZM79 163V162H78ZM81 163V162H80ZM144 163H145V166H144ZM158 163V162H157ZM94 164H91V166L88 168L90 171H91V168H92V166H93ZM30 166V165H29ZM32 166V165H31ZM76 166V165H75ZM88 166H89V164H88ZM87 166V167H88ZM189 166V167H188ZM22 167V168H21ZM73 168L72 169H75L74 168V166H72ZM86 167V168H87ZM95 168H96V166H94ZM103 167V166H102ZM157 167V166H156ZM7 168V169H6ZM99 168V169H98ZM98 168H96V169H94L93 171H91V172H89V174H86V177L84 176L85 175V171L83 172L84 173V175H82V173H81V175L82 176H84V181H86L87 182V184H91V186L92 187H94V186H96V188L94 187L93 188V190L94 191H97V189H99V188H97V186H100L101 184V186H103V183L105 184V182H107V180H109V179H107V178H105V175H106V177H107V171H109L108 170V168H101L100 169V167H98ZM115 168V167H114ZM148 168V167H147ZM93 169V168H92ZM102 169H103V171H102ZM104 169H107L106 171L104 170ZM141 169V168H140ZM240 169H243V168H240ZM238 170L237 168H236V170H235V172L237 173V178H236V176H234V175H236V173L234 174V173H232V172H234V170H232V174H234L233 176H229V173L227 174V176H228V178H227V181H228V183H229V186L230 185H232V187L230 186V189L232 188H235L234 186H233V182H232V180H236V182H237V179L239 178L240 180L241 179H243L242 178V176H241V170ZM31 170V169H30ZM71 170V169H70ZM88 170V171H89ZM145 170H147V169H145ZM23 171V175H24V172ZM28 171V170H27ZM75 172V170H72V172ZM88 171H87V173H88ZM104 171H105V173H104ZM127 171H129V170H127ZM139 171V170H138ZM143 171V170H142ZM93 172H95V173H93ZM135 172V171H134ZM137 172V171H136ZM157 172V173H158ZM90 173H92V175H93V177L92 176H90L91 177V179H90V177H89V175H90ZM15 174V173H14ZM26 174V173H25ZM77 174H78V172H77ZM113 174V173H112ZM111 174V175H112ZM22 174H21V177L23 176ZM29 175V174H28ZM73 175V174H72ZM79 176L78 177H81V175H80V172H79V174H78ZM88 175V176H87ZM118 176V178H119V173H118V175L114 172V176ZM11 176V177H10ZM113 176V175H112ZM115 176V177H116ZM159 176V177H160ZM226 176V177H227ZM1 177H0V179H1ZM5 177V176H4ZM27 177V176H26ZM78 177L76 176V178L78 179ZM88 177V178H87ZM120 177H121V175H120ZM158 177V176H157ZM232 177H234V178H232ZM17 178H19L20 180V182H18L17 180ZM23 178V177H22ZM105 178V179H104ZM113 178V177H112ZM161 178H159V179H161ZM232 178V179H231ZM26 179V178H25ZM76 179V180H77ZM90 180V182H88L87 180ZM102 179L103 180H106V181H104L103 183H101L100 184V181L102 182ZM115 179V178H114ZM121 178H119L118 180H120ZM158 179V180H159ZM2 180V179H1ZM0 180V181H1ZM72 180L73 181H75V179H73L72 178ZM71 180V181H72ZM239 180V181H240ZM9 181V182H10ZM13 181H15L16 183H14ZM60 181H62L61 179H60ZM79 181V180H78ZM109 181H111V179L109 180ZM2 182V181H1ZM6 182V183H5ZM66 182V181H65ZM76 182V181H75ZM80 182V181H79ZM159 182H160V180H159ZM164 182V181H163ZM162 182V183H163ZM236 182H234V185H235V183ZM241 183L240 184H242L243 182V184H242V188L249 194V195H252V188H250L251 186H249L248 184H246V181L243 179V181L241 180L240 181ZM5 183V184H4ZM61 183H64V182H61ZM115 183V182H114ZM77 184V183H76ZM165 184V183H164ZM168 184V185H169ZM236 184H239V183H236ZM239 184V185H240ZM26 185V184H25ZM59 185H61L60 187H62V186H64V184H58V186ZM66 185V184H65ZM74 185V184H73ZM163 185V184H162ZM167 185V184H166ZM165 185V187H167ZM238 185V186H239ZM58 186H56L58 189H59V187ZM170 186V187H171ZM236 186V185H235ZM241 186V185H240ZM14 187H15V189H16V187H17V190L16 191H18L17 193H15V190H14V192L12 191L13 189H14ZM22 188L24 187V185L23 186H21ZM65 187V186H64ZM66 187H69V186H66ZM65 187V188H66ZM22 188H21V190H22ZM44 188V187H43ZM63 188V187H62ZM60 188L62 191H60V189L59 190H57L56 188H54L52 191H47L46 192V189H45V193L43 192V193H40V195L41 194H43V195H39L40 197H41V201H40V199H38V203H37V207L36 208H34L33 206V204L36 202V201H34L33 199V202H31L32 203V207L34 208H32V207H30V209L29 210H31V211H29L31 214L33 213L34 214V212H35V210H36V215L35 216H37L39 213V215L38 216H40V217H38L37 219H39V218H41L40 219V223H39V220L37 221L39 224H40V228H38V229H40V230H42V232H46V230H45V228H47L46 226H45V218H46V216L48 217H51L52 218V216L53 217H56L57 218V216H58V213L60 214L61 213V215L62 214H64L63 212L65 211V209H64V206L66 205L67 206V204H69L68 202V199L71 197L70 195H67V194H69V193H65V192H68L65 188ZM49 189V188H48ZM66 191H65V190ZM68 189V188H67ZM70 189V188H69ZM68 189V190H69ZM96 189V190H95ZM101 189V188H100ZM231 189V194H235V189H233L232 190ZM242 189V190H243ZM56 190V191H55ZM144 190V189H143ZM148 190V189H147ZM172 190V189H171ZM54 191V193H52ZM72 191V190H71ZM149 191V190H148ZM174 191V190H173ZM11 194V195H9V193ZM12 192H13V195L14 196H12ZM42 192V191H41ZM65 193V195H63ZM73 193V192H72ZM180 193V194H179ZM230 193V192H229ZM145 194H146V191H145ZM2 195H4V196H6V194H2ZM20 195V194H19ZM18 195V196H19ZM66 195L67 196H69V198L68 197H66ZM141 195H144V193L143 194H141ZM254 195V194H253ZM9 196H11L10 198H9ZM39 196H37L38 198H40ZM232 196V195H231ZM36 197V198H37ZM66 197V198H65ZM8 198V199H7ZM11 199V200H10ZM253 199V200H252ZM30 200V199H29ZM37 200V199H36ZM251 200L252 201H254V198L252 197L251 198ZM67 201V202H66ZM1 202H3L4 203V200L3 201H1ZM13 203H14V201H12ZM16 202V201H15ZM30 201H28V203H29ZM39 202H41V203H39ZM63 202H66V203H63ZM7 203V204H8ZM64 205H63V204ZM253 203V202H252ZM12 204V203H11ZM18 203H16V205H17ZM4 205V204H3ZM14 204H12L11 206L12 207H10V208H12V209H10L9 207H8V205H6L5 204V206H7V207H5V209H7V212L10 214V215H20V214H22V213H24V212H26V208H25V211L23 212V206L24 205H22V207H20L19 205L18 206H13ZM38 205H40V208H38L39 206ZM62 206H63V208H62ZM3 207V208H4ZM17 208V209H15V208ZM20 207V212H19V208ZM68 207V206H67ZM66 208V207H65ZM9 209H10V211H9ZM37 209H38V211H40V212H37ZM40 209V210H39ZM62 209V210H61ZM15 210V212H13V211ZM45 210H47L46 211V216H45ZM59 210L60 211H62V212H59ZM64 210V211H63ZM67 210V209H66ZM13 212V213H12ZM58 212V213H57ZM12 213V214H11ZM66 213V212H65ZM32 214V215H33ZM47 214H49V215H47ZM52 215V216H51ZM60 216V215H59ZM65 216V215H64ZM48 217V219H51V218H49ZM65 219H66V217H65ZM46 220H47V218H46ZM54 221H56V220H54ZM58 222V221H57ZM56 224V223H55ZM70 225V224H69ZM37 226V225H36ZM39 226V225H38ZM37 226V227H38ZM58 226V225H57ZM68 226V225H67ZM71 226V225H70ZM69 226V227H70ZM77 226V225H76ZM79 227H81L80 229L83 231L84 229L86 230V224H84V222L83 221H80V226ZM72 228H73V225H72ZM84 228V229H83ZM61 229V228H60ZM66 229H64V231H65ZM72 230V229H71ZM79 230V229H78ZM67 231H68V229H67ZM76 231V230H75ZM38 232V231H37ZM36 232V233H37ZM42 232H41V234H42ZM57 232V231H56ZM78 232V231H77ZM59 233V232H58ZM72 233V232H71ZM70 233V234H71ZM63 234V233H62ZM65 234V233H64ZM74 233H72V235H73ZM43 235V234H42ZM57 236V235H56ZM67 236V235H66ZM44 238H45V236H43ZM60 237H61V235H60ZM60 237H58V238H60ZM47 238V237H46ZM72 238V237H71ZM70 238V239H71ZM63 239H64V237H63ZM59 240V239H58ZM61 240L62 239H60V242H61ZM66 240V239H65ZM69 240V239H68ZM67 240V241H68ZM72 241V240H71ZM74 241V240H73ZM46 242V241H45ZM59 242V241H58ZM62 242H64V241H62ZM61 242V243H62ZM69 242H70V240H69ZM16 243V242H15ZM67 243V242H66ZM53 245V244H52ZM54 246H55V244H54ZM64 246V245H63ZM121 246V245H120ZM132 246V245H131ZM69 247V246H68ZM126 247V246H125ZM11 248V247H10ZM54 248H56V247H54ZM71 248H75V247H71ZM133 248V247H132ZM109 249H110V247H109ZM119 249H120V247H119ZM128 249V248H127ZM126 248L125 249H123L124 251H126V252H128V250H127ZM11 250V249H10ZM18 250V251H17ZM41 250L42 249H40L39 247H36L35 248V251H34V255H36L35 257L38 259V257H39V254L40 253H43V252H41ZM56 250V249H55ZM60 251V250H59ZM102 251V250H101ZM121 251V250H120ZM13 252H15V251H13ZM16 252H18V254H21L22 256L21 257H23L24 255H25V251H24V248L22 249L20 246H19V248L18 249H16ZM25 252V253H24ZM33 252V251H32ZM54 252V251H53ZM114 252V251H113ZM118 252V251H117ZM23 253H24V255H23ZM36 253V254H35ZM17 254V253H16ZM17 254V255H18ZM101 254V253H100ZM16 255V256H17ZM43 255V254H42ZM103 255V254H102ZM104 255H105V253H104ZM108 255V254H107ZM15 256V255H14ZM15 256V257H16ZM97 256V255H96ZM99 256V255H98ZM12 257V256H11ZM20 257V256H19ZM33 257V256H32ZM34 257V258H35ZM44 257V255L42 256V257H40L39 259L41 260V258H43ZM47 257H49L48 259H50V260H52L51 258H50V256H48L47 255ZM44 258H46V257H44ZM107 258L108 257H106V259L105 260H107ZM30 259V258H29ZM33 259V258H32ZM47 259V258H46ZM94 259V258H93ZM96 259V258H95ZM22 260H23V258H22ZM39 260V264H41V262H42V260H44V259H42L41 261ZM58 260V259H57ZM74 260V259H73ZM97 260V259H96ZM100 260V259H99ZM103 260V259H102ZM104 260V261H105ZM36 261V260H35ZM55 260H53L52 262L53 263H55V264H59V262L58 261H55ZM66 261V260H65ZM45 262V261H44ZM44 262H42V264L44 263ZM103 262V261H102ZM106 262V261H105ZM26 263V262H25ZM47 263V262H46ZM46 263H44V264H46ZM51 263V262H50ZM67 263V262H66ZM101 262H99V264H100ZM36 264V263H35ZM48 264V263H47ZM76 264H78V263H76ZM102 264H105V263H102ZM252 264V263H251Z\"/></svg>","mask_w":264,"mask_h":264},{"label":"clouds","instance_id":"obj_3","mask_svg":"<svg viewBox=\"0 0 264 264\" xmlns=\"http://www.w3.org/2000/svg\"><path fill=\"white\" fill-rule=\"evenodd\" d=\"M163 58L164 57L161 56L159 60H157L156 63L151 68L133 69L129 75L139 80L141 83H143L147 80V77L156 70V68L159 66V63L162 62ZM126 256H127V252L124 250L118 252H111L109 253L105 264H124V258Z\"/></svg>","mask_w":264,"mask_h":264}]
</instances>
